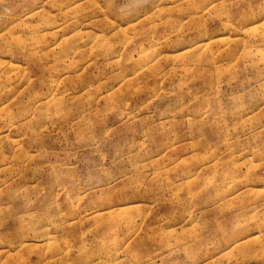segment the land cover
Returning a JSON list of instances; mask_svg holds the SVG:
<instances>
[{
	"label": "rangeland",
	"instance_id": "rangeland-1",
	"mask_svg": "<svg viewBox=\"0 0 264 264\" xmlns=\"http://www.w3.org/2000/svg\"><path fill=\"white\" fill-rule=\"evenodd\" d=\"M0 264H264V0H0Z\"/></svg>",
	"mask_w": 264,
	"mask_h": 264
}]
</instances>
